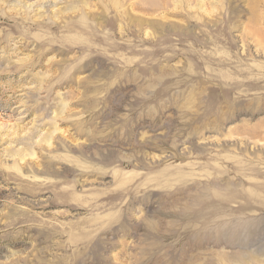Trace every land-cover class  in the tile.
Masks as SVG:
<instances>
[{
    "label": "rangeland",
    "instance_id": "1",
    "mask_svg": "<svg viewBox=\"0 0 264 264\" xmlns=\"http://www.w3.org/2000/svg\"><path fill=\"white\" fill-rule=\"evenodd\" d=\"M262 251L264 0H0V264Z\"/></svg>",
    "mask_w": 264,
    "mask_h": 264
},
{
    "label": "bare ground",
    "instance_id": "2",
    "mask_svg": "<svg viewBox=\"0 0 264 264\" xmlns=\"http://www.w3.org/2000/svg\"><path fill=\"white\" fill-rule=\"evenodd\" d=\"M181 3V2H180ZM249 128V127H248ZM247 128V129H248ZM249 130V129H248ZM251 132V131H250ZM257 134V133H256ZM191 200V199H190ZM206 200V199H205ZM195 207V206H194ZM195 211V210H194ZM202 211V210H201ZM242 223V222H241ZM246 224V223H245ZM232 225V224H231ZM247 225V224H246ZM242 226H243V224H242ZM236 227V226H235ZM234 227V225H233V228H235ZM247 229V228H246ZM232 230V229H231ZM237 230V229H236ZM227 232V239H228V241L229 242H232V235L233 236H236L235 234H232L231 233V231L229 230V231H226ZM239 232V231H238ZM253 232L254 231H252V230H248V232H247V234H246V236H249V235H251V234H253ZM254 234H255V232H254ZM241 235V234H240ZM239 235H237V237H238ZM257 236V235H256ZM237 237H235V238H237ZM225 238V237H224ZM235 238H233V239H235ZM239 238V237H238ZM242 239V238H241ZM218 240H220V239H218ZM245 240V239H244ZM245 243V242H244ZM257 253V252H256ZM260 253V252H259ZM248 256V255H247ZM235 258H237V257H235ZM264 258V251H262V253H260V256H259V254H258V256H254V255H251V257H249V258H247V257H245L244 255H242V256H240L238 259H237V264H254V262H253V259H258V260H255V261H260V262H262V259ZM259 262V263H260ZM262 264H264V263H262Z\"/></svg>",
    "mask_w": 264,
    "mask_h": 264
}]
</instances>
